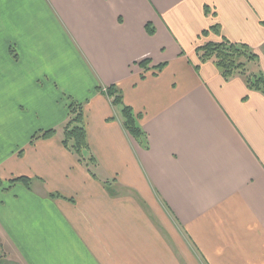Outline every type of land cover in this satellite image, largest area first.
<instances>
[{
    "label": "crops",
    "instance_id": "1",
    "mask_svg": "<svg viewBox=\"0 0 264 264\" xmlns=\"http://www.w3.org/2000/svg\"><path fill=\"white\" fill-rule=\"evenodd\" d=\"M221 37L264 74V0H0L7 264H264V96L199 62ZM110 86L141 116L147 150ZM68 100L83 107L95 179L61 144Z\"/></svg>",
    "mask_w": 264,
    "mask_h": 264
},
{
    "label": "trees",
    "instance_id": "2",
    "mask_svg": "<svg viewBox=\"0 0 264 264\" xmlns=\"http://www.w3.org/2000/svg\"><path fill=\"white\" fill-rule=\"evenodd\" d=\"M207 13V12H206ZM216 29V28H212ZM146 33L150 36L154 35L153 28L148 24L145 27ZM203 32L202 35H205ZM12 57L15 58V53ZM196 56L200 63L212 62L220 71L224 80H228L235 76L241 77L248 90L259 92L264 96V74L261 71L259 57L244 44H235L224 37H221L217 43H205L196 50ZM149 60L139 63V67L146 70ZM165 65H159L155 69L160 72ZM143 77V76H142ZM103 93L114 108L119 109L120 123L124 132L131 137L140 147L148 149V138L139 124L141 116L136 115L131 107L123 102L121 91L110 86ZM68 116L64 125L60 128L61 144L72 154L76 161L82 165L88 173L95 179L96 171L99 166L90 151L87 142L84 111L81 104L70 101L67 105ZM57 130L42 131L36 133L32 137V141L39 139H50L55 137ZM22 184L26 188H30V179L26 177H17L9 180V184ZM2 182L0 180V186ZM109 182H104L105 187H110ZM52 197L61 198L59 195H51ZM0 264H7L5 258L0 255Z\"/></svg>",
    "mask_w": 264,
    "mask_h": 264
},
{
    "label": "rangeland",
    "instance_id": "3",
    "mask_svg": "<svg viewBox=\"0 0 264 264\" xmlns=\"http://www.w3.org/2000/svg\"><path fill=\"white\" fill-rule=\"evenodd\" d=\"M68 102H69V100H68ZM67 101H66V104L68 105L69 103H68ZM1 252V251H0ZM5 258V257H4ZM8 261V260H7Z\"/></svg>",
    "mask_w": 264,
    "mask_h": 264
},
{
    "label": "built area",
    "instance_id": "4",
    "mask_svg": "<svg viewBox=\"0 0 264 264\" xmlns=\"http://www.w3.org/2000/svg\"><path fill=\"white\" fill-rule=\"evenodd\" d=\"M106 90L104 89V92H105Z\"/></svg>",
    "mask_w": 264,
    "mask_h": 264
}]
</instances>
